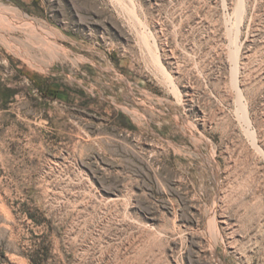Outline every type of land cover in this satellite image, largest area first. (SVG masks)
Returning <instances> with one entry per match:
<instances>
[{
    "label": "rangeland",
    "instance_id": "rangeland-1",
    "mask_svg": "<svg viewBox=\"0 0 264 264\" xmlns=\"http://www.w3.org/2000/svg\"><path fill=\"white\" fill-rule=\"evenodd\" d=\"M0 4V264H264V0Z\"/></svg>",
    "mask_w": 264,
    "mask_h": 264
},
{
    "label": "bare ground",
    "instance_id": "bare-ground-1",
    "mask_svg": "<svg viewBox=\"0 0 264 264\" xmlns=\"http://www.w3.org/2000/svg\"><path fill=\"white\" fill-rule=\"evenodd\" d=\"M8 8H6L3 4H0V16L2 17V15L4 14H10V13H6L8 12L7 10ZM50 42V41H48ZM58 42V41H57ZM31 43V42H30ZM51 43V42H50ZM59 46V45H58ZM53 47L56 48L57 47V43H53ZM63 48V47H62ZM53 49V48H52ZM57 52V51H56Z\"/></svg>",
    "mask_w": 264,
    "mask_h": 264
}]
</instances>
